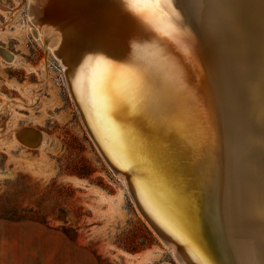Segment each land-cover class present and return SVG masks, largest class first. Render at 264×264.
<instances>
[{"label": "bare ground", "instance_id": "1", "mask_svg": "<svg viewBox=\"0 0 264 264\" xmlns=\"http://www.w3.org/2000/svg\"><path fill=\"white\" fill-rule=\"evenodd\" d=\"M30 2L34 35L62 65L93 146L178 264H264V0L194 12L174 0L175 39L124 0ZM98 56L154 66L139 119L95 86Z\"/></svg>", "mask_w": 264, "mask_h": 264}, {"label": "rangeland", "instance_id": "2", "mask_svg": "<svg viewBox=\"0 0 264 264\" xmlns=\"http://www.w3.org/2000/svg\"><path fill=\"white\" fill-rule=\"evenodd\" d=\"M30 6L0 0V222L44 224L46 239L24 245L47 264H178L93 146ZM24 126L41 131L36 147L15 138Z\"/></svg>", "mask_w": 264, "mask_h": 264}, {"label": "snow or ice", "instance_id": "3", "mask_svg": "<svg viewBox=\"0 0 264 264\" xmlns=\"http://www.w3.org/2000/svg\"><path fill=\"white\" fill-rule=\"evenodd\" d=\"M124 3L161 36L175 39L180 34L174 23L180 19L174 8V0H124ZM209 6V0H180L175 4L176 8L187 12L203 11ZM181 48L185 54H189L187 48ZM158 56L160 60L166 59L162 53H158ZM95 62L98 67L104 69L103 73L94 79L95 86L108 96L111 107L129 121L144 115V88L148 82V74L154 66L135 62L114 64L102 56L95 57Z\"/></svg>", "mask_w": 264, "mask_h": 264}, {"label": "crops", "instance_id": "4", "mask_svg": "<svg viewBox=\"0 0 264 264\" xmlns=\"http://www.w3.org/2000/svg\"><path fill=\"white\" fill-rule=\"evenodd\" d=\"M46 230L37 222H0V264H47V255L24 245L46 239Z\"/></svg>", "mask_w": 264, "mask_h": 264}, {"label": "water", "instance_id": "5", "mask_svg": "<svg viewBox=\"0 0 264 264\" xmlns=\"http://www.w3.org/2000/svg\"><path fill=\"white\" fill-rule=\"evenodd\" d=\"M22 132H24L23 135H20V133H16V138L20 142V144L26 145L28 147H36L39 144V142H40V134H39L38 130H35L33 128H22ZM135 205H136V209L139 211L140 215H142V217L144 218L145 222L149 225V227L152 229V231L154 233H156V235L159 237V239H161V241H163V243H165L166 245H171V242L169 241V239L166 236H164L157 229V227L150 220H148L144 216V214L141 212V210H139V208H138L136 203H135ZM167 247H169V246H167Z\"/></svg>", "mask_w": 264, "mask_h": 264}]
</instances>
